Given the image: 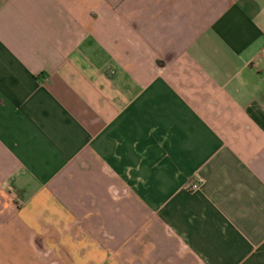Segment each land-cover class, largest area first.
I'll use <instances>...</instances> for the list:
<instances>
[{
    "label": "crops",
    "instance_id": "crops-1",
    "mask_svg": "<svg viewBox=\"0 0 264 264\" xmlns=\"http://www.w3.org/2000/svg\"><path fill=\"white\" fill-rule=\"evenodd\" d=\"M263 48L264 0H0V264H264Z\"/></svg>",
    "mask_w": 264,
    "mask_h": 264
},
{
    "label": "rangeland",
    "instance_id": "rangeland-1",
    "mask_svg": "<svg viewBox=\"0 0 264 264\" xmlns=\"http://www.w3.org/2000/svg\"><path fill=\"white\" fill-rule=\"evenodd\" d=\"M189 185H188V187H189ZM188 187H187V189H188ZM38 238H40V240L39 241L37 240V244L39 245V247H41L40 245H42L41 248L46 247V246H52V245L55 247L56 246L55 244H57L56 241L52 242V239L50 237L48 239L47 236H39ZM72 240H76V237L72 238ZM55 248H58V247H55ZM56 251H58V250H56ZM36 254L38 256H42V257H39L40 259L43 258V256L47 257V255H51V253H45V252L44 253L37 252ZM36 254H35V256H36ZM51 256L53 259V264H61V262H62V253L61 252H54ZM36 260H37L38 264L43 263L38 259V257H36ZM67 262H69V264L74 263L73 261H67Z\"/></svg>",
    "mask_w": 264,
    "mask_h": 264
},
{
    "label": "built area",
    "instance_id": "built-area-1",
    "mask_svg": "<svg viewBox=\"0 0 264 264\" xmlns=\"http://www.w3.org/2000/svg\"><path fill=\"white\" fill-rule=\"evenodd\" d=\"M262 51H263V53H264V48H263ZM201 183H202V179L198 178L195 182H193V183H191V184L189 185L188 190H190V191H195V190H197V189L200 187Z\"/></svg>",
    "mask_w": 264,
    "mask_h": 264
}]
</instances>
